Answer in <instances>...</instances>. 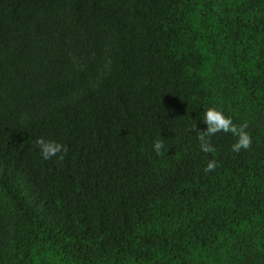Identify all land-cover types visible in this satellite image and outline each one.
<instances>
[{
    "label": "trees",
    "instance_id": "16d2710c",
    "mask_svg": "<svg viewBox=\"0 0 264 264\" xmlns=\"http://www.w3.org/2000/svg\"><path fill=\"white\" fill-rule=\"evenodd\" d=\"M0 264H264V0H0Z\"/></svg>",
    "mask_w": 264,
    "mask_h": 264
},
{
    "label": "clouds",
    "instance_id": "9594fccd",
    "mask_svg": "<svg viewBox=\"0 0 264 264\" xmlns=\"http://www.w3.org/2000/svg\"><path fill=\"white\" fill-rule=\"evenodd\" d=\"M203 122L206 124V129L200 131L196 129V126L191 129L195 130V134L199 141L200 150L204 153L214 152L215 149L210 142V138L218 133H231L236 137V142L231 145V151L234 153H240L241 150H248L252 145V138L247 129V124L237 125L233 122L232 117L226 116L222 110L215 107L208 108L203 116ZM36 146L44 160H50L54 157L63 159L60 155L67 151L66 147L52 140H45L43 137L38 138L35 141ZM164 148L163 141L157 140L153 145V150L157 155H162V149ZM217 168V162L210 160L205 166V172L215 171Z\"/></svg>",
    "mask_w": 264,
    "mask_h": 264
}]
</instances>
